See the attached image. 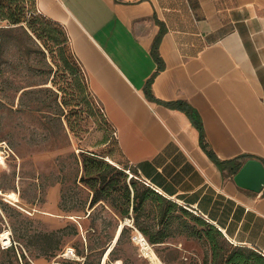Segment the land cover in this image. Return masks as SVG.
<instances>
[{"label":"crops","instance_id":"1","mask_svg":"<svg viewBox=\"0 0 264 264\" xmlns=\"http://www.w3.org/2000/svg\"><path fill=\"white\" fill-rule=\"evenodd\" d=\"M35 1L67 30L139 177L264 255V188L234 178L249 158L264 163V0Z\"/></svg>","mask_w":264,"mask_h":264},{"label":"rangeland","instance_id":"2","mask_svg":"<svg viewBox=\"0 0 264 264\" xmlns=\"http://www.w3.org/2000/svg\"><path fill=\"white\" fill-rule=\"evenodd\" d=\"M29 8L33 9L32 3L27 11ZM27 14L29 18L33 15ZM0 20L4 27L0 42V142L6 141L11 153L0 163V199L6 203L0 207L1 216V212L5 215L0 247L2 233L10 232L23 249L34 254L38 250L33 238L36 231L64 227L60 248L38 256L43 264H83L86 257L79 249L95 264H153L138 242L139 232L135 234L137 230L131 227L133 194L136 187L143 190L146 184L123 157L114 127L90 88L84 67L72 56L70 47L62 52L59 45L46 43L27 25ZM35 26L41 27V22L37 20ZM63 56L69 57L77 73L68 69ZM91 154L110 155L127 173L124 182L123 176L112 171L109 176L118 183L108 199L93 206V190L81 178L84 156ZM127 187L131 215L124 218L114 207H121ZM9 192L17 193L19 200L10 198ZM55 197H59V207L48 211ZM119 222H126L128 228L117 241L114 236ZM73 223L80 228L77 235L70 233ZM113 245L114 250L106 256ZM151 245L163 264H203L207 249L202 241L187 239L185 234ZM66 246L74 247L79 258L60 256ZM38 258L32 257L31 263L39 264Z\"/></svg>","mask_w":264,"mask_h":264},{"label":"trees","instance_id":"3","mask_svg":"<svg viewBox=\"0 0 264 264\" xmlns=\"http://www.w3.org/2000/svg\"><path fill=\"white\" fill-rule=\"evenodd\" d=\"M30 3L33 4V9L29 8L28 11L33 15L29 18L27 7ZM0 17L9 20L11 23H20L21 26L27 25L46 43L52 41L59 45V49L62 52L70 47L72 56H75V59L80 63L72 50L69 35L65 27L61 23L44 15L37 7L35 0H0ZM37 20L41 22V27L35 26ZM2 37L3 31L1 30L0 42ZM157 50V43H155L153 52L156 57H159ZM68 59L69 57L63 56V60L66 62L68 69L72 73H77V69L73 67ZM147 92L150 95L149 88H147ZM181 107L190 113L194 122L199 127L202 146L214 160L222 164L223 161H221L214 151L208 147L201 121L187 105H181ZM109 156L108 158L96 156L94 154L84 156V174L81 178L93 190L90 199L91 206L101 200L108 199L114 184L118 183V179H113L111 175L109 176L112 171L115 170L119 173L120 177L123 176L124 182H126L127 173L122 167H117L119 165H117L114 160L112 161L109 159ZM141 180L146 184L143 190L136 187V179H133L136 190L133 194L131 204L134 213V226L131 227L142 232L150 243L164 244L179 234H185L187 239L197 238L202 241V244L207 245L203 257V264H264V255L262 253L248 246L233 244L215 224L211 223L204 216L184 206L175 199L165 196L151 184L145 182L143 179ZM123 198L121 207L117 208L115 206L114 208L116 213L126 218L131 215V196L128 187ZM5 205L6 203L0 199V207L2 208ZM1 213L4 217L0 214V232L4 229L5 223L3 219L5 215L3 212ZM120 223L121 222L117 224V228ZM127 228L128 225L125 223L117 241L122 238ZM64 230L65 228L63 227L50 231H36L33 234V238L38 250L34 254H32L31 250L28 252L27 248L23 249L20 246V240L11 236L12 244L7 247H0V264H32V257L38 258V256L43 253H54L60 248L62 242L61 237L64 234ZM70 233L72 235L79 234V226L73 223ZM114 246L109 253L114 250ZM166 247L170 248L169 245ZM78 252L86 257L83 264H95L89 260L88 253L81 252L80 249ZM176 252H178V249H176ZM177 257L178 253L174 255V258ZM163 259L168 261L167 258Z\"/></svg>","mask_w":264,"mask_h":264},{"label":"water","instance_id":"4","mask_svg":"<svg viewBox=\"0 0 264 264\" xmlns=\"http://www.w3.org/2000/svg\"><path fill=\"white\" fill-rule=\"evenodd\" d=\"M234 178L240 186L261 191L264 188V163L260 159L249 158Z\"/></svg>","mask_w":264,"mask_h":264},{"label":"bare ground","instance_id":"5","mask_svg":"<svg viewBox=\"0 0 264 264\" xmlns=\"http://www.w3.org/2000/svg\"><path fill=\"white\" fill-rule=\"evenodd\" d=\"M7 195L16 201L19 200V196L15 192H9V193H7ZM122 227H123L122 224H120L118 231L116 233L115 239H117V237H119L121 230H122ZM2 235H3L2 239L4 241L10 240L7 232H3ZM137 239L139 240L138 242L143 245L145 254L150 258V260L152 261L153 264H163L162 260L159 258V256L157 255V253L153 249L151 243L147 240V238L145 237V235L142 232L138 235ZM109 251H110V248L107 250L106 256L108 255Z\"/></svg>","mask_w":264,"mask_h":264},{"label":"built area","instance_id":"6","mask_svg":"<svg viewBox=\"0 0 264 264\" xmlns=\"http://www.w3.org/2000/svg\"><path fill=\"white\" fill-rule=\"evenodd\" d=\"M1 27H2V24L0 23V38H1ZM10 154H11L10 153V147L7 144V142L6 141H1L0 142V163H5L6 160L9 158ZM145 182L148 183V181H146V180H145ZM127 219L129 220L130 218H127ZM8 234H9V238H10L9 241H4L2 239V237H1V242H2V246L3 247H7L10 244H12V238H11L10 232ZM60 256H62L63 258H79L78 254L76 252V249L74 247H72V246H66L60 252ZM53 264H62V263L54 262Z\"/></svg>","mask_w":264,"mask_h":264}]
</instances>
